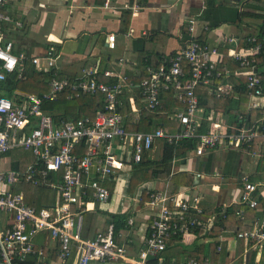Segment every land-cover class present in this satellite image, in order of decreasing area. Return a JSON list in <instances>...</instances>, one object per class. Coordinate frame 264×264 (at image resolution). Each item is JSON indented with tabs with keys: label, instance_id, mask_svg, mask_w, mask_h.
Here are the masks:
<instances>
[{
	"label": "built area",
	"instance_id": "2783aa9c",
	"mask_svg": "<svg viewBox=\"0 0 264 264\" xmlns=\"http://www.w3.org/2000/svg\"><path fill=\"white\" fill-rule=\"evenodd\" d=\"M6 1L0 0V81L15 70L21 76L28 58L38 71L55 70L54 48L42 56L14 51V41L4 33V24L14 21L3 10ZM125 7L138 15L143 4L133 0ZM101 8L112 9L113 0H104ZM188 23L189 40L162 55L159 64L147 63L146 74H139L138 82L123 71L90 67L77 77L53 73L43 97L31 94L17 101L0 90V264H217L208 257L167 259L164 251L173 235L181 237L183 243L187 236L217 242L218 257L225 245L232 250L224 234L227 225L215 237L210 232L216 216L226 218L227 209L233 204H247L259 211L248 222L245 208L238 209L236 219L243 222V227H238L232 238L244 239L246 249L256 251L254 264H264V206L259 203L264 198V179L260 176L256 180L243 176L241 193L236 198L239 200L223 204L219 212L205 218L198 194L191 192L186 197L157 189L149 191L147 205L151 214L135 253H131V240L121 231L116 233L112 221L92 237L83 235L85 212L94 209L96 202L106 203L111 197L110 180H119L126 169L130 171L159 142L198 140L192 149L196 155L219 147L258 155L254 146L264 142V35H250L248 46L239 45L235 37L224 40L229 47L226 55L235 67L224 61L225 53L217 46L199 40L195 18ZM107 38L114 48L115 33ZM126 60L120 58L118 62L123 64ZM100 74L116 80H102ZM199 85L217 99L240 101L246 97V103L240 104L246 108L210 112L200 103ZM64 92H68V97L102 94L104 106L94 116L56 121L42 108V102L55 100ZM169 94L180 103L168 113L170 119L177 121L175 126L158 125L140 131L127 127L128 117L123 112L127 104L137 121L144 109H162ZM16 148L29 150L34 156L24 170L2 162V154ZM196 176L203 173L197 171ZM21 182L50 190L52 199L40 204L28 201L23 190H16ZM133 224L134 219L129 217L130 228ZM41 233L54 243H39L37 237Z\"/></svg>",
	"mask_w": 264,
	"mask_h": 264
},
{
	"label": "crops",
	"instance_id": "0c3cea01",
	"mask_svg": "<svg viewBox=\"0 0 264 264\" xmlns=\"http://www.w3.org/2000/svg\"><path fill=\"white\" fill-rule=\"evenodd\" d=\"M103 2L104 0H7L3 10L10 14L14 21L4 24V33L8 39L14 41L16 53L42 56L49 48H54L55 71L60 77H77L85 69L101 66L105 67L103 69L111 68L128 75H139L145 74L143 55L168 54L189 40L190 18L196 20L195 35L198 37L205 34L206 42L217 46L223 52V49L227 51L229 48L224 44L227 37H235V40L237 38L241 45L245 37L255 34L258 30L261 18L248 16L236 22L240 12L264 13V0H140L143 8L138 15H134L131 9L125 7L133 0H113L112 9L101 8ZM127 11L130 12L131 17L129 27L125 31L123 17ZM16 22H20L21 25ZM110 33H115L114 48L108 44L107 37ZM246 40L243 45L248 46ZM120 58L127 60L119 64ZM229 64L236 67L231 59ZM244 98V101L248 100ZM162 145L163 143L159 142L148 153L149 156L159 157ZM17 149L29 153L23 162L26 169V166L34 161V156L23 148L2 154V162L4 165L12 166L13 154L10 152ZM254 149L257 151V156L250 155L246 150L224 147L206 151L202 155H196L189 150L184 157L173 160L169 174L179 171L192 172L195 177L193 186L172 192L171 183L166 178L153 179L147 185L168 193H178L181 196L183 194L186 197L191 195V192L198 194L201 197L200 205L204 209L236 203L239 200L236 198L241 193L243 176H247L250 180H256L259 176L264 179V165H262L264 142L256 144ZM125 171L128 177L121 175L119 180H110L108 183L112 190L109 201L96 202L94 209L85 212L83 235L92 237L103 230L109 221L110 213H127L134 219V224L121 232L131 240L133 244L131 253H135L136 248L141 245L144 232L147 231L151 207L147 205V201L141 202L144 184H141V188L140 186L137 188H140V193H131L128 190L131 174L129 170ZM197 171L202 172L203 176L197 177ZM217 180L228 185L237 184L240 188L220 186L214 182ZM23 183L25 182L17 185L21 190ZM39 188L42 192L37 191L35 194L36 202L38 203L40 199L49 200L47 198L50 194L45 192L46 188ZM247 206L250 207L243 204L248 216L250 211ZM258 214L259 211L255 209L253 217L248 216V222L255 219ZM234 232L235 224L228 225L224 234L228 236L226 243L229 240L228 244L232 250L226 248L227 255L221 253L219 257L214 252L217 264H254L255 249H246L247 242L244 239L233 240ZM37 240L39 243H50L49 245L54 243L44 233L39 234ZM185 242L184 244L191 248L206 241L187 236ZM253 252H255L254 259L251 261L249 259ZM185 255L181 256L185 257Z\"/></svg>",
	"mask_w": 264,
	"mask_h": 264
},
{
	"label": "trees",
	"instance_id": "16d2710c",
	"mask_svg": "<svg viewBox=\"0 0 264 264\" xmlns=\"http://www.w3.org/2000/svg\"><path fill=\"white\" fill-rule=\"evenodd\" d=\"M130 12H126L123 17V30H127L130 24ZM254 16L261 18L260 25H258V30L256 34L258 36L264 35V13L255 12L250 13L247 11H242L239 13L236 22L243 20L245 17ZM252 35V34H251ZM250 35L247 36V38ZM200 41H206L205 34L198 36ZM246 37L243 40L244 44ZM247 41V40H246ZM222 50V49H221ZM225 53L224 61L229 64L230 58L226 55L227 51L223 49ZM162 56V55H161ZM161 56L155 55H143L142 63L144 65L143 71L146 74L145 65L147 63L159 64ZM101 70L105 67H100ZM56 71L53 69L50 72H42L38 71L35 64L32 62L31 58H28L25 61L24 70L19 76V72L17 70L8 73L7 77L0 81V90L1 93L9 98L17 99L20 101L24 97H28V95L35 94L38 97H43L44 93L49 90V79L52 77L53 73ZM262 75L264 76V69L262 71ZM130 79L138 82L141 76L138 75H129ZM100 78L105 81H115L116 77H105L100 74ZM246 89L243 86V89ZM244 91V90H243ZM197 92L200 96V103L203 105L208 111L213 110H225L226 112H232L236 109H244V105H240L241 103H246L245 98L243 100L233 99V98H223L217 99L212 95L207 93V88L203 85H199L197 87ZM245 93V92H243ZM68 92L61 93L57 99L55 100H47L44 99L42 102V108L53 116L56 121H59L61 118L73 119L77 120L84 116H94L96 111L99 108L104 106V96L102 94H80L73 97L67 96ZM180 105L178 101L172 98V95H167L165 97V104L162 109L157 110H146L144 109L136 121L134 120V116L131 115L130 107L127 104L123 108V112L127 114L128 121L127 127L134 130H152L156 128L158 125L163 126H175L177 121L174 119H170L168 113L172 111L173 106ZM33 124H36L34 122ZM198 144V140L195 139H183L177 143H163L162 152L159 157H150L149 154H146L144 159L141 162L134 163L130 168V183L128 190L131 193L136 192L137 188L144 184V188L142 190L141 202L145 203L149 200L150 195L149 191L153 190L147 185V183L153 179L157 178H166L171 183V191L176 192L180 189L191 187L195 184V177L192 172L189 171H179L174 174H169L170 165L175 158L184 157L189 150L195 149ZM21 153V157L16 158L14 152H10L13 154V163L12 166L16 170H24V160L27 153L24 150L17 149ZM262 165H264V159L262 160ZM23 191L25 192L28 201L36 202L37 196V188L31 183L25 182L23 183ZM16 190H21V188L16 187ZM112 191V190H111ZM41 199L38 202L41 203ZM260 205L264 206V198L260 199ZM244 208L243 205L233 204L227 209L226 218L218 214L215 218L214 228L211 230V237H215L219 235L223 225H231L235 224V230L239 225V228L243 227V222L236 219V211L238 209ZM250 213L249 217H253L255 213L254 208H250L247 206ZM219 207H214L213 209H205L204 218L211 215L214 212H219ZM248 211V210H247ZM247 213V212H246ZM109 221L114 222L116 233H119L121 230L126 229L128 225L129 214L127 213H110ZM241 241L243 239H240ZM167 249L164 251L167 259H182L186 257H197L199 259H203L204 257H208L211 261H215L214 252L216 249L217 242H203L200 244H195L193 247L189 248L186 244H184L181 240V237L178 235L171 236L170 239L167 240ZM208 244V245H207ZM228 253L226 249V245L224 246V250L222 251V255L226 256ZM254 253L251 254V258L249 260L254 259ZM186 254L185 257L181 255ZM251 264V263H249Z\"/></svg>",
	"mask_w": 264,
	"mask_h": 264
},
{
	"label": "rangeland",
	"instance_id": "374dc122",
	"mask_svg": "<svg viewBox=\"0 0 264 264\" xmlns=\"http://www.w3.org/2000/svg\"><path fill=\"white\" fill-rule=\"evenodd\" d=\"M27 153V155L29 154L28 152H26ZM14 154H15V157L16 158H20L21 157V153L20 152H18V151H14ZM122 177H128V175H127V172L126 173H124L123 175H122ZM130 177H131V175H130ZM214 182H216L217 184H219L220 186H226V187H229V186H232V187H235V188H240V186L239 185H237V184H233V185H228V184H226V183H221L219 180H217V181H214ZM141 186L142 185H140V188H141ZM140 188L139 189H137L136 190V192H139L140 193ZM231 188V187H230ZM37 190L38 191H41L42 192V189H40L39 187L37 188ZM46 191V193H48V194H50V190H48V189H45ZM133 196V195H132ZM47 199H52L50 196H48V198ZM101 205V204H100Z\"/></svg>",
	"mask_w": 264,
	"mask_h": 264
}]
</instances>
